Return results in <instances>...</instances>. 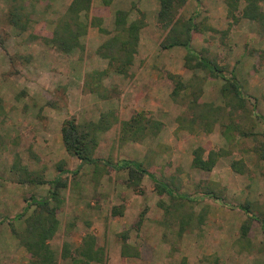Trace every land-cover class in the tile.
Instances as JSON below:
<instances>
[{"label": "rangeland", "instance_id": "374dc122", "mask_svg": "<svg viewBox=\"0 0 264 264\" xmlns=\"http://www.w3.org/2000/svg\"><path fill=\"white\" fill-rule=\"evenodd\" d=\"M71 1L27 0L32 7L24 32L8 24V5L0 3V264H30L14 232L26 224L15 216L31 198L48 195L49 185L29 180L57 176L67 188L60 191L58 230L49 241L56 264H72L61 258L63 246L74 252L86 235L103 250L102 263L90 264H264V231L255 220L264 221V162L258 155L264 143L258 118L264 115V27L241 18L242 0L236 24L227 17L225 0H187L176 15L187 19L198 9L191 49L216 62L226 77L233 75L244 96L254 99L247 101L246 115L228 110L223 80L185 68L182 47L160 48L166 32L157 22L159 0H111L109 6L92 0L89 19L101 18L108 34L89 27L82 48L63 53L48 41ZM260 7L264 12V0ZM118 10L130 21H144L126 74L107 71V60L97 54L114 32ZM167 73L185 85L176 102ZM195 102L226 111L211 132L179 129L177 118L191 119ZM138 113H147L159 130L130 136L122 123ZM69 118L108 127L97 134V163L80 164L64 150L60 127ZM198 147L204 159L216 153L210 171L192 166ZM120 160L140 163L191 201L158 195L147 177L130 187L126 171L106 165ZM238 205H248L255 219ZM124 232L138 256H121Z\"/></svg>", "mask_w": 264, "mask_h": 264}, {"label": "trees", "instance_id": "16d2710c", "mask_svg": "<svg viewBox=\"0 0 264 264\" xmlns=\"http://www.w3.org/2000/svg\"><path fill=\"white\" fill-rule=\"evenodd\" d=\"M242 1L245 5L241 11V18L256 22L264 27V12L260 7L261 0ZM186 2L187 0H159L160 8L157 14V22L160 28L166 32L164 39L160 43V48L168 50L182 47L186 52L184 56L185 68L189 70H202L213 78L223 80L224 84L221 92L227 102L228 110L237 109L246 114L248 112L246 109L247 101L251 102L254 99L244 96L239 83L233 75L226 77L222 68L216 62L205 57L202 53L191 49L192 34L198 32V25L195 23V19L198 17L199 11L196 9L187 19L182 17L177 18L178 11ZM238 2L239 0H225L228 9L227 17L232 20L233 24L238 22V18L235 16ZM0 3L8 5V24L20 32H24L30 22L31 3L27 2V0H0ZM101 3L104 6H109L111 0H101ZM91 5L92 0H72L65 12L55 21L51 38L48 42L56 46L63 53H70L75 49L82 48L81 38L85 36L89 27H97L101 33L108 34L101 27V18L92 17L89 19ZM143 27V19L130 21L128 20L127 12L122 10L116 11L114 32L97 49V54L107 60V71L117 74L127 73L137 53L139 34ZM207 30L212 29L208 28ZM167 78L173 83L171 97L176 102L177 98L180 97V92L185 89V85L178 75L167 73ZM191 112V119L187 116L177 118L179 129H186L191 133L198 131L211 132L216 118L222 113L226 114V111L220 107L205 106L197 102L192 105ZM232 114L233 112H229L230 117ZM258 118L262 125L264 140V115ZM101 121L104 122L103 119ZM154 124L147 113H138L129 121L123 122L122 128L124 131L129 132L130 136H133L140 132L145 133L146 129L159 130L158 125L155 126ZM107 128L101 122L81 125L74 118L65 119L60 127L64 150L68 155L75 157L80 164L90 165L97 163V160L93 157L98 145L97 134L105 131ZM203 155V148L198 147L195 149L193 151L192 166L202 171H210L216 162L217 155L213 151L209 152L206 159H204ZM258 155L260 160L264 162V143H261ZM106 165L114 171H126L130 187L136 188L140 180L143 177H147L154 184V189L158 195L166 194L171 197H177V199L191 201L186 196H176L167 184L160 181L140 163L120 160L116 163L107 162ZM232 167L234 170L240 171L236 165H232ZM57 170L58 172L63 171L61 165H57ZM29 182L37 183L38 185H49L48 195L44 198L30 199V202L27 203L23 211L15 216V220H22L26 224V227L20 232L15 230L14 232L22 246L30 253V264H56L57 259L49 245V241L58 230L57 210L63 202L60 191L67 188V183L60 176L50 181L29 180ZM216 199L220 201V199ZM235 208L244 213L248 219H255L248 205H238ZM112 215H121V213L113 210ZM255 220L260 223L264 231V221L261 219ZM246 233L247 229L243 225L241 227V234L244 237ZM120 238L123 242L120 252L121 256L124 258L138 256L128 246V233L124 232L120 234ZM95 240L94 236L86 235L74 252H71L68 245L65 244L61 258L64 260L70 259L72 264L102 263L103 250L96 246Z\"/></svg>", "mask_w": 264, "mask_h": 264}, {"label": "crops", "instance_id": "0c3cea01", "mask_svg": "<svg viewBox=\"0 0 264 264\" xmlns=\"http://www.w3.org/2000/svg\"><path fill=\"white\" fill-rule=\"evenodd\" d=\"M222 8V7H221ZM221 8H219V9H221Z\"/></svg>", "mask_w": 264, "mask_h": 264}]
</instances>
